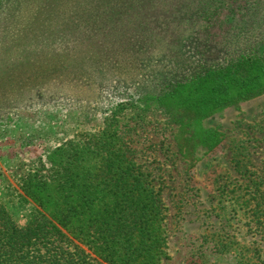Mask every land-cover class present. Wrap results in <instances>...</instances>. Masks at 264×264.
<instances>
[{
    "label": "trees",
    "instance_id": "16d2710c",
    "mask_svg": "<svg viewBox=\"0 0 264 264\" xmlns=\"http://www.w3.org/2000/svg\"><path fill=\"white\" fill-rule=\"evenodd\" d=\"M225 1L36 0L25 12L21 9L28 2L7 0L8 15L5 21L0 18V101L26 88L43 96L57 92L61 82L69 86L71 81H82L103 88L123 84L134 60L142 57L137 51L144 44L137 38L139 29L150 28L144 25L158 26L166 19L200 23L201 36L193 35L183 44L196 58L165 68L156 83L158 91L151 94L158 104L183 108L193 140L204 144L206 129L199 125L202 112L221 110L229 102L264 90V55L251 41L243 44L240 39L230 47L234 40L224 45L209 37ZM237 8L252 18L262 10L256 27L262 26L264 32V7L259 0L239 1ZM126 9L134 11V18L128 12L125 20L115 18ZM109 20L115 24L111 28L105 25ZM17 22L21 26L14 25ZM101 32L102 43L92 45L90 51L78 46ZM100 132L110 136L109 142H95V134L94 142L85 146L73 142L59 146L49 156L52 174L27 179V192L51 211L50 217L21 226L0 205V264H95L73 241L74 230L79 229L85 237L92 236L87 242L94 243L104 261L160 264L164 244L158 221L159 191L136 170L117 131ZM254 191L255 200L264 199V190ZM255 203L256 214L264 220V207L260 201Z\"/></svg>",
    "mask_w": 264,
    "mask_h": 264
},
{
    "label": "rangeland",
    "instance_id": "374dc122",
    "mask_svg": "<svg viewBox=\"0 0 264 264\" xmlns=\"http://www.w3.org/2000/svg\"><path fill=\"white\" fill-rule=\"evenodd\" d=\"M6 1L0 0L4 21ZM25 1L21 10L27 12L36 0ZM239 1L222 4L209 37L224 45L234 40L230 47L240 39L243 44L249 40L264 55V42H260L264 32L262 26L256 27L262 10L253 18L246 11L241 15ZM259 1L264 7V0ZM126 13L132 16L134 11L126 9L115 18L125 20ZM189 17L196 19L195 14ZM106 23L109 28L115 25L112 20ZM149 23L144 25L149 29L138 31L137 42L144 45L137 53L142 57L134 60L132 71L124 69L123 84L103 88L71 81L69 86L61 82L59 91L44 92V96L28 88L4 95L0 101V205L21 226L34 218L50 217L51 211L27 192L29 176L48 178L54 164L49 156L59 146L69 142L85 146L95 134V142H109L110 136L100 131L116 130L136 170L162 199L160 264H264V220L254 209L255 201L264 207V199H254V188L264 190V90L229 102L221 110L202 112L199 125L206 129L205 142L197 145L187 129L185 110L158 104L151 93L158 91L156 83L165 68L196 58L183 44L193 35L201 36L200 23L169 19L158 26ZM103 33L78 46L90 51L92 45L102 43ZM79 230L72 235L74 243L95 264H111L93 249V242L88 244L92 236L85 237Z\"/></svg>",
    "mask_w": 264,
    "mask_h": 264
}]
</instances>
